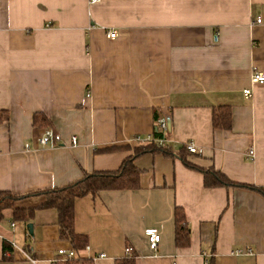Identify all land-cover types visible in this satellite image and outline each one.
Returning a JSON list of instances; mask_svg holds the SVG:
<instances>
[{
    "label": "crops",
    "instance_id": "obj_1",
    "mask_svg": "<svg viewBox=\"0 0 264 264\" xmlns=\"http://www.w3.org/2000/svg\"><path fill=\"white\" fill-rule=\"evenodd\" d=\"M255 69L264 72V0H0V191L27 196L117 171L135 152L133 139L155 135L166 118L172 155L138 156V188L76 198L74 230L90 248L75 250L76 259L264 264V195L208 187L203 172L264 187V84L251 83ZM222 106L231 111L228 129L213 123ZM48 127L78 144L39 146ZM189 141L201 152L184 150ZM46 199L16 203L36 210L28 223L4 210L0 264H48L74 249L57 210L42 208ZM177 209L186 247L176 242ZM150 227L161 235L156 250ZM5 243L13 248L6 255Z\"/></svg>",
    "mask_w": 264,
    "mask_h": 264
},
{
    "label": "trees",
    "instance_id": "obj_2",
    "mask_svg": "<svg viewBox=\"0 0 264 264\" xmlns=\"http://www.w3.org/2000/svg\"><path fill=\"white\" fill-rule=\"evenodd\" d=\"M4 119H7V113L2 114ZM38 118L36 117V120ZM213 123L216 128L228 129L231 126V111L228 107H220L215 111L213 117ZM156 137L160 136L158 130L156 131ZM187 150V146L183 147ZM162 152L165 155H172L169 149L159 147L155 143L150 144H139L132 156L128 157L120 169L112 172H96L86 175L83 179L78 180L74 183L68 184L63 187L51 188L27 196L14 195L7 191H0V220L4 216V210L13 209L14 219L28 223L35 213V209H23L16 207V203L27 197L31 196H46V203L42 208L55 209L58 212V224L60 226L61 237L70 239L73 242L74 250H81L88 244V238L85 236L78 235L74 230V204L78 197H84L90 194L98 193L101 190L107 189H134L140 186V170L135 165V159L146 153ZM190 152V151H189ZM186 165L191 168L200 169L194 164L184 159ZM204 172V182L208 187H219V186H238L252 188L260 194L264 195V187H253L243 184L236 183L228 178L221 171L210 170ZM177 235L176 242L179 247H186L190 244V233L189 228L186 225L185 214L177 209ZM12 246V244H11ZM5 255L7 252L13 250L10 248L8 243L4 245ZM7 258V257H4ZM68 264H93L92 261L87 259H73ZM118 264H135L133 260L120 261Z\"/></svg>",
    "mask_w": 264,
    "mask_h": 264
},
{
    "label": "built area",
    "instance_id": "obj_3",
    "mask_svg": "<svg viewBox=\"0 0 264 264\" xmlns=\"http://www.w3.org/2000/svg\"><path fill=\"white\" fill-rule=\"evenodd\" d=\"M99 1L100 0H90V3H96ZM257 23H262V19L258 18ZM117 35H118V33L116 31H109L108 32V37H110L112 39L116 38ZM251 83L252 84H264V72L255 69L251 75ZM252 93L253 92H252L251 88H246L244 90V95L246 97H251ZM156 126H157L158 132L160 133L159 137H156L154 135H150L147 137L136 136L133 139L134 143H136L137 145H139V144H145L146 145V144H150V143H155L159 147L166 149L168 147V144H167V140L165 138V135L169 131V123H168L166 118H159L156 122ZM70 141H71V144L66 145L64 143L63 136L51 127L46 128L43 131V133L41 134V136H39L37 139V142H38L39 146H41V147L57 148V147H60L62 145L73 147V146L78 144L77 136H72ZM186 146H187V149L191 153H200L201 152V150L198 148V146L193 141H189L186 144ZM30 147H31V144L26 143V149H28ZM248 156L250 157V159L255 158L254 149L249 150ZM145 234L149 239L150 248L152 250H156L158 247V244L160 243V240H161V235L159 233V230L155 227H150V228L146 229ZM85 249L89 250L90 248H89V246H86ZM132 253H133L132 247L126 248V254L127 255H132ZM99 257L103 258V257H105V254L100 253L98 255V257L96 256V257H94V259L99 258ZM76 258H77V253L74 249H71V250L60 249L58 251V255L53 260H51L48 264H67L71 260L76 259ZM208 263L209 262L207 260L205 264H208Z\"/></svg>",
    "mask_w": 264,
    "mask_h": 264
},
{
    "label": "water",
    "instance_id": "obj_4",
    "mask_svg": "<svg viewBox=\"0 0 264 264\" xmlns=\"http://www.w3.org/2000/svg\"><path fill=\"white\" fill-rule=\"evenodd\" d=\"M28 228H29L30 234H33V225L31 223L28 225Z\"/></svg>",
    "mask_w": 264,
    "mask_h": 264
}]
</instances>
